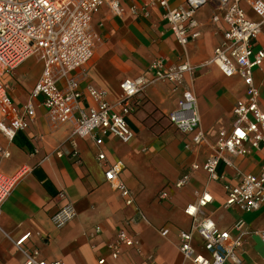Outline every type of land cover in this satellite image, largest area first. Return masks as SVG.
Listing matches in <instances>:
<instances>
[{
    "label": "crops",
    "instance_id": "obj_1",
    "mask_svg": "<svg viewBox=\"0 0 264 264\" xmlns=\"http://www.w3.org/2000/svg\"><path fill=\"white\" fill-rule=\"evenodd\" d=\"M162 0H121L124 10L117 15L107 4L94 16L92 29L99 35L93 59L72 74L82 91L93 86L107 93V100L117 105L122 100L124 80H143L139 102L128 123L135 137L124 144L105 136L99 147L90 138H75V122L55 125L42 106L43 98L33 93L43 71L42 63L32 57L5 75L3 82L15 109L22 113L32 103L36 115L29 128L11 139L3 131L8 124L0 111V172L13 175L22 168L27 172L5 203L0 216V264H25L26 258L16 243L30 234L23 248L39 252L41 260L63 264H182L179 250L181 231H190L192 219L186 208L198 201L207 187L214 197L206 211L221 230H229L240 219L252 233L237 253L244 264H264V205L257 212L245 213L238 207L225 208V187L239 182V173L259 174L261 153L234 157L232 166L221 163L220 180L210 182L202 166L213 154L221 131H231L234 108L244 98L246 87L239 77L227 78L212 63L215 49L225 38L228 25L214 22L219 13L212 2L196 12L199 38L185 50L165 20ZM172 8L186 7L187 0H167ZM249 19L261 17L246 2L240 3ZM264 47V26L255 41ZM164 69L188 62L193 72L183 74L179 85L156 78L153 64ZM264 111V65L254 74ZM59 85L65 87V81ZM192 92L198 104L202 129L208 142L201 148L188 147L192 136L171 124L169 116L177 109L185 92ZM87 106V103H85ZM8 153L9 156L5 157ZM106 161H99V154ZM121 163V180L133 193L135 204L127 206L120 192L106 182L110 165ZM190 184L177 190L175 184L184 175ZM168 200H160L162 192ZM74 205L76 219L58 228L52 217L67 204ZM170 228L164 238L160 230ZM96 229L101 230L100 234ZM139 240L138 248L124 247L118 260L110 256L108 246L120 232ZM259 233V234H257ZM200 253V239L195 236Z\"/></svg>",
    "mask_w": 264,
    "mask_h": 264
},
{
    "label": "built area",
    "instance_id": "obj_2",
    "mask_svg": "<svg viewBox=\"0 0 264 264\" xmlns=\"http://www.w3.org/2000/svg\"><path fill=\"white\" fill-rule=\"evenodd\" d=\"M242 1H246L259 14L261 21L255 22L248 18L240 6ZM212 2L217 4L219 12L213 17L214 22L223 21L228 25L223 43L215 49L212 63L219 67L225 77H239L246 92L244 98L235 105L232 130L221 131L214 154L202 166L194 164L191 170L202 169L210 182H216L221 179L218 170L222 162L232 166L234 157L260 152L262 165L259 174L239 173V182L225 187V208L238 207L245 213H253L264 205V111L254 77L255 72L264 65V47L257 48L255 44L264 26V0H187L184 8H172L167 0H162L160 5L165 10L164 17L170 30L186 50L200 36L196 12ZM107 4L115 14L124 13L121 0H0V111L3 118L8 120V124H3L6 136L13 139L18 132L26 131L36 110L29 103L22 113L18 112L3 79L28 59L36 57L42 63L43 71L33 98H43L42 106L55 125L75 122L72 134L74 145L75 138H90L99 147L104 144L105 136H113L124 144L134 139L128 117L139 104L136 97L142 91L144 81L124 80L120 85L122 100L115 106L108 102L104 91L93 86L82 91L78 80L72 76L94 57L99 35L93 31L92 22ZM153 69L157 71V79L168 80L176 86L182 81L183 74L193 72L188 62L165 70L164 63L156 61ZM61 81L66 83L63 88L59 85ZM169 120L178 131L192 136L187 148H201L207 144L197 99L192 92L184 93ZM8 156L6 153L5 157ZM98 159L105 162L106 155L99 154ZM26 172V168L13 175L0 172V216ZM122 172L121 163L112 164L105 173V179L120 192L127 206H133L135 198L121 180ZM190 181V175L186 174L175 184V188L181 190ZM197 195L198 201L185 210L192 219L191 230L179 233L182 264H244L237 251L243 248L246 239L252 235L247 222L240 219L231 229L221 230L206 211L208 205L214 202L208 187ZM159 198L168 200L169 194L162 192ZM76 217L74 205L69 203L52 217V221L56 227L63 228ZM96 233L100 234L101 230L96 229ZM160 233L167 238L170 228H163ZM259 235L264 242V231ZM195 236L199 237L205 253L198 251ZM29 237L30 234L16 243L26 258L25 264H63L59 261L49 263L40 259L39 252L26 251L23 245ZM139 246L138 239L123 231L115 242L109 244L108 249L111 258L118 260L124 247ZM98 264L107 263L101 259Z\"/></svg>",
    "mask_w": 264,
    "mask_h": 264
}]
</instances>
